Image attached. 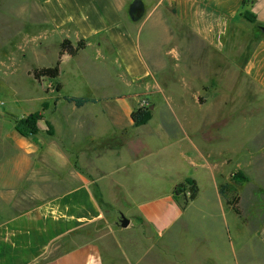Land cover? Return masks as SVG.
Listing matches in <instances>:
<instances>
[{
  "label": "rangeland",
  "instance_id": "obj_1",
  "mask_svg": "<svg viewBox=\"0 0 264 264\" xmlns=\"http://www.w3.org/2000/svg\"><path fill=\"white\" fill-rule=\"evenodd\" d=\"M143 2L144 14L138 21L151 23L149 59L153 71L158 73L151 79L153 88L142 94L134 109L142 105L149 106V109L153 106L150 109L152 116V113L157 115L161 107H174L183 125L178 127V136L180 139L190 137L193 147L180 146L158 155L152 154L141 160L137 168L140 172L156 171L148 182L158 185L153 195L159 199L169 194L174 182L186 178L197 181L200 193L194 205L189 193L180 192V217L163 231L153 233L142 217L132 215L151 193L145 180L134 182L133 178L122 177L119 192H116L112 180L106 179L102 185L103 198L115 200L121 206L118 211L104 207L102 217L95 221V225L81 224L76 231L95 241L103 237L114 241L111 252L99 249L104 264H264L255 231L264 220V182L253 156L254 151L264 144V97L242 72L252 37L258 30L252 34L249 27H241L232 34L229 48L214 51L204 48L184 28L173 24L162 3L157 0ZM12 37L8 36L6 41L11 43ZM5 49H0V177L7 174L5 178L8 179L1 177L0 181L5 184L13 182L16 193L23 190V195L15 194L16 206L21 209L16 207L14 214L25 213L36 225L39 207L50 206L57 197L64 196L72 185V170H82L72 156L73 148L69 146L68 138L58 128L64 107L73 105L63 96L115 94L125 85L117 81L118 78H84V73L74 62H64L59 77L37 80L30 72L32 63L53 66L58 59L55 50L35 57L26 53L23 58L22 47L21 51ZM10 55L15 56L14 59H9ZM58 83L62 85L61 90L55 89ZM58 96L60 102H56ZM43 103L46 106L43 107ZM34 111L41 112L51 123L52 134L47 132L44 122L35 135L23 137L15 131V121ZM167 135L161 126H144L137 133L138 139L151 150L161 145ZM182 149L196 159V166L187 162L181 166L169 161ZM226 158L230 161L227 162ZM115 161V155L107 153L98 164L109 168ZM166 163L173 166L162 172L159 168ZM238 170L249 180L244 188L245 203L239 201L240 186L244 182L228 179L226 175ZM218 183V189H224V199L237 198L240 216L222 204L216 192ZM128 195L134 201L131 208L124 204ZM3 198L8 200L10 195ZM50 214L42 217L41 227L44 224L52 227L50 224L57 217H54V211ZM121 215L130 220L126 227L120 226ZM113 220L117 227H114ZM57 229L48 231L54 236L47 240L50 242L47 256L76 242L73 238L78 234L76 228L64 230L61 235L55 232Z\"/></svg>",
  "mask_w": 264,
  "mask_h": 264
},
{
  "label": "crops",
  "instance_id": "obj_2",
  "mask_svg": "<svg viewBox=\"0 0 264 264\" xmlns=\"http://www.w3.org/2000/svg\"><path fill=\"white\" fill-rule=\"evenodd\" d=\"M141 1L144 7V2ZM157 1L168 10V17L173 24L184 28L204 48L214 51L229 48L230 38L239 28L249 27L252 34H255L257 29L258 32L252 37L246 53L242 72L264 97V0ZM131 2L132 0H0V49H23V58L27 56L26 53L32 57L47 55L48 51L53 49L57 55L55 58H58L62 40L68 39L73 44L84 40L85 46L76 55L64 53L60 56L57 77L64 68V62H74L84 73V78H118L117 81L125 85L123 90L115 94L88 96L94 101L80 107L67 101L73 105L64 107L58 128L64 137L68 138L69 146L73 148L72 156L82 170H72V185L64 196L57 197L55 203L50 206L45 204L39 207V220L36 225L30 221L27 214H14L15 209H21L16 206L15 194L23 195V190L16 193L13 182L8 181L5 184L0 181V264H104L99 256V249L111 252L114 241L109 239L110 237L95 241L88 235H80L76 230L81 224L95 225V221L102 217L104 207L110 211H118L121 206L115 200L103 198L102 185L106 179L112 180L116 192H119V180L122 177L133 178L134 182L145 180V186L151 193L132 215L142 217L153 233L163 231L180 217V196L174 193V189L184 179L174 182L169 194L159 199L153 195L158 185L148 182L156 171L145 169L146 171L140 172L137 168L141 160L152 154L158 155L180 146H193L190 137L179 138L178 127L183 125L180 124L177 110L172 106L161 107V111L157 115L152 113L149 121L143 125H133L131 112L142 94L150 92L153 88L151 79L156 78L158 71H153L149 59L152 45V29H149L151 23L138 21L144 11L138 20L129 18L127 10ZM245 11L254 16L255 22H249L243 17ZM243 21L250 26L244 25ZM8 36H13L11 43L7 42ZM18 36H21V39ZM8 57L14 59L15 56ZM31 66L33 69L49 67L36 63ZM71 69L70 66L68 70ZM58 98L59 96L56 97V102L61 101ZM163 115L170 117H162ZM144 126L164 127L167 138L151 150L137 137L138 130ZM215 130L221 131L218 128ZM204 135L205 133L202 137ZM185 152L187 151L182 149L179 155L172 156L169 161L177 162L181 166L185 162L196 166V159ZM107 153H113L116 161L113 166L104 168L98 162ZM253 156L264 182V144L254 151ZM226 161L229 162L230 159L226 158ZM166 164L159 168L162 172L170 170V166H173ZM234 172L226 174L227 178H231ZM7 176L1 174L2 178ZM222 177L223 175L221 179ZM92 179L103 181L93 182ZM11 180L13 181V177ZM248 183L249 180H246L240 186V203H245L244 188ZM197 186L198 192L192 200L194 205L200 193V186ZM218 186L219 183L216 185V192L222 204L228 205L227 198L222 197ZM186 193H189L188 189L184 191V194ZM5 195H10V198L5 200ZM124 200V204L131 208L134 203L131 196H126ZM226 209L231 208L229 206ZM52 211L55 212L54 217H57L53 224H50L52 227L46 224L41 227L42 217L51 216ZM113 222L115 225L116 221ZM56 227L58 229L55 232L60 235L64 230L76 228L78 234L73 237L76 242L55 255L47 256L50 246L47 240L54 236L50 232L48 234V231ZM255 231L264 261V220Z\"/></svg>",
  "mask_w": 264,
  "mask_h": 264
},
{
  "label": "trees",
  "instance_id": "obj_3",
  "mask_svg": "<svg viewBox=\"0 0 264 264\" xmlns=\"http://www.w3.org/2000/svg\"><path fill=\"white\" fill-rule=\"evenodd\" d=\"M243 17L249 21V22H255L254 16L250 14V12H243ZM85 46L84 40H79L76 44H73L70 40L64 39L61 41L59 45V53H58V59L56 60L55 64L53 66L49 67H40V68H34L31 70V74L33 77L37 80L43 78V77H49V78H55L59 74V64H60V56L64 53H67L71 56H74L77 54V52L82 49ZM61 85L58 83L56 85V90H60ZM63 99L68 102H72L75 106L80 107L88 102H93V98L88 97H78V96H63ZM46 106L45 103H43V107ZM151 118V111L149 109V106L146 107H139L134 109L131 112V119L134 126H139L147 123L149 119ZM41 122H44L47 126V132L49 134L53 133V126L48 120L44 119V116L39 111L31 112L27 115H23L19 117L14 124L15 131L23 136H31L35 135L39 132L41 129ZM231 179L234 181H238L239 183L245 182L248 180L247 176L241 171L238 170L234 172L231 176ZM188 189L189 191V198L193 200L196 197V194L198 192V186L194 179L192 178H186L183 182L179 183L175 189L174 193L177 195L180 192L185 191ZM220 194H224V189L221 187L219 190ZM226 203L230 206L232 211L236 213L237 215H241L240 208L237 206V198L234 197L232 199L227 198Z\"/></svg>",
  "mask_w": 264,
  "mask_h": 264
},
{
  "label": "water",
  "instance_id": "obj_4",
  "mask_svg": "<svg viewBox=\"0 0 264 264\" xmlns=\"http://www.w3.org/2000/svg\"><path fill=\"white\" fill-rule=\"evenodd\" d=\"M144 11L143 3L141 0H132V2L128 6V16L131 20H138ZM153 106H150L152 109ZM129 224V219L121 215L120 218V226L126 227Z\"/></svg>",
  "mask_w": 264,
  "mask_h": 264
},
{
  "label": "built area",
  "instance_id": "obj_5",
  "mask_svg": "<svg viewBox=\"0 0 264 264\" xmlns=\"http://www.w3.org/2000/svg\"><path fill=\"white\" fill-rule=\"evenodd\" d=\"M140 107H145L144 105L140 106Z\"/></svg>",
  "mask_w": 264,
  "mask_h": 264
}]
</instances>
